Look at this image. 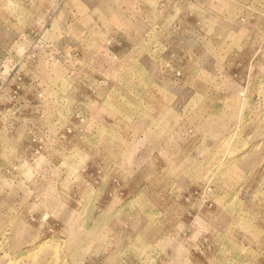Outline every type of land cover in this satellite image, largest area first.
<instances>
[{
    "label": "rangeland",
    "instance_id": "374dc122",
    "mask_svg": "<svg viewBox=\"0 0 264 264\" xmlns=\"http://www.w3.org/2000/svg\"><path fill=\"white\" fill-rule=\"evenodd\" d=\"M0 264H264V0H0Z\"/></svg>",
    "mask_w": 264,
    "mask_h": 264
}]
</instances>
